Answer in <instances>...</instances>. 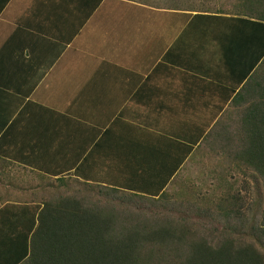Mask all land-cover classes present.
<instances>
[{
  "label": "crops",
  "instance_id": "1",
  "mask_svg": "<svg viewBox=\"0 0 264 264\" xmlns=\"http://www.w3.org/2000/svg\"><path fill=\"white\" fill-rule=\"evenodd\" d=\"M207 1L0 0L1 214L33 213L58 179L155 195L210 147L244 106L257 27Z\"/></svg>",
  "mask_w": 264,
  "mask_h": 264
},
{
  "label": "trees",
  "instance_id": "2",
  "mask_svg": "<svg viewBox=\"0 0 264 264\" xmlns=\"http://www.w3.org/2000/svg\"><path fill=\"white\" fill-rule=\"evenodd\" d=\"M211 1L205 12L257 27L256 57L234 99L244 106L230 109L202 141L210 154L226 155L230 164L252 171L250 178L258 177L252 204L229 185L221 198L200 206L172 202L167 187L139 195L82 183L75 188L58 179L33 213H0L10 239L4 255L12 257L4 264H264V0H234L230 10L215 9Z\"/></svg>",
  "mask_w": 264,
  "mask_h": 264
},
{
  "label": "rangeland",
  "instance_id": "3",
  "mask_svg": "<svg viewBox=\"0 0 264 264\" xmlns=\"http://www.w3.org/2000/svg\"><path fill=\"white\" fill-rule=\"evenodd\" d=\"M209 150L210 147L207 148V146L205 150H197L195 156L181 169L166 189L169 200L178 204L190 203L209 206V201L221 198L222 193L228 189L229 185L251 205L256 197L255 186L258 183V177L257 179L250 178L252 171L237 168L234 163L230 164L226 155L216 156L214 152L210 154ZM226 153L228 152L224 150L223 154ZM244 186L246 188H243ZM78 192L80 193V191ZM52 195L54 196L53 193ZM61 195L64 197L73 196L71 192L67 193L66 191H62ZM93 198L104 201L103 197L95 196ZM169 212H172V209ZM222 227L223 223L217 230ZM209 228L213 229L214 227L209 225Z\"/></svg>",
  "mask_w": 264,
  "mask_h": 264
}]
</instances>
